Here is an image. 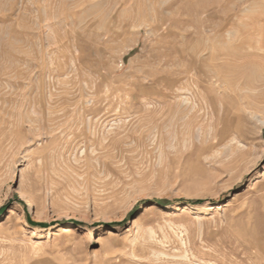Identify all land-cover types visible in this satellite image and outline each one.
I'll list each match as a JSON object with an SVG mask.
<instances>
[{
	"label": "rangeland",
	"instance_id": "obj_1",
	"mask_svg": "<svg viewBox=\"0 0 264 264\" xmlns=\"http://www.w3.org/2000/svg\"><path fill=\"white\" fill-rule=\"evenodd\" d=\"M0 264H264V0H0Z\"/></svg>",
	"mask_w": 264,
	"mask_h": 264
},
{
	"label": "trees",
	"instance_id": "obj_2",
	"mask_svg": "<svg viewBox=\"0 0 264 264\" xmlns=\"http://www.w3.org/2000/svg\"><path fill=\"white\" fill-rule=\"evenodd\" d=\"M199 202H200V200H192V201H189L188 203L195 204V203H199Z\"/></svg>",
	"mask_w": 264,
	"mask_h": 264
},
{
	"label": "bare ground",
	"instance_id": "obj_3",
	"mask_svg": "<svg viewBox=\"0 0 264 264\" xmlns=\"http://www.w3.org/2000/svg\"><path fill=\"white\" fill-rule=\"evenodd\" d=\"M20 197H22V198L24 197L23 193H20Z\"/></svg>",
	"mask_w": 264,
	"mask_h": 264
}]
</instances>
